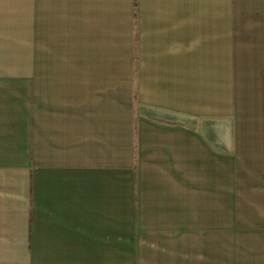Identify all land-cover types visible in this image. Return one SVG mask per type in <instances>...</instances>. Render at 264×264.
<instances>
[{
  "label": "crops",
  "instance_id": "1",
  "mask_svg": "<svg viewBox=\"0 0 264 264\" xmlns=\"http://www.w3.org/2000/svg\"><path fill=\"white\" fill-rule=\"evenodd\" d=\"M0 264H264V0H0Z\"/></svg>",
  "mask_w": 264,
  "mask_h": 264
},
{
  "label": "rangeland",
  "instance_id": "2",
  "mask_svg": "<svg viewBox=\"0 0 264 264\" xmlns=\"http://www.w3.org/2000/svg\"><path fill=\"white\" fill-rule=\"evenodd\" d=\"M223 218L225 219V217L223 216ZM222 241H223V244H222V249H221V254H228L229 250H228V236H225L222 235Z\"/></svg>",
  "mask_w": 264,
  "mask_h": 264
}]
</instances>
